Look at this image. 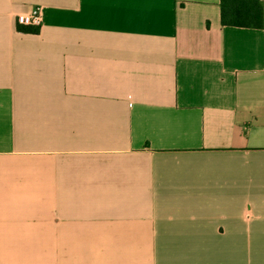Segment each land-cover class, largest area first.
<instances>
[{
	"label": "crops",
	"instance_id": "1",
	"mask_svg": "<svg viewBox=\"0 0 264 264\" xmlns=\"http://www.w3.org/2000/svg\"><path fill=\"white\" fill-rule=\"evenodd\" d=\"M0 264H264V27L0 0Z\"/></svg>",
	"mask_w": 264,
	"mask_h": 264
},
{
	"label": "trees",
	"instance_id": "2",
	"mask_svg": "<svg viewBox=\"0 0 264 264\" xmlns=\"http://www.w3.org/2000/svg\"><path fill=\"white\" fill-rule=\"evenodd\" d=\"M223 26L261 29L264 7L260 0H220Z\"/></svg>",
	"mask_w": 264,
	"mask_h": 264
},
{
	"label": "built area",
	"instance_id": "3",
	"mask_svg": "<svg viewBox=\"0 0 264 264\" xmlns=\"http://www.w3.org/2000/svg\"><path fill=\"white\" fill-rule=\"evenodd\" d=\"M43 13L41 7H34L29 13L19 14L16 22L19 26L39 27L42 24Z\"/></svg>",
	"mask_w": 264,
	"mask_h": 264
}]
</instances>
